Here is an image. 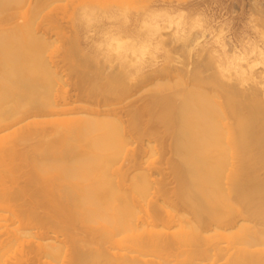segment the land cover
Here are the masks:
<instances>
[{
  "label": "bare ground",
  "instance_id": "bare-ground-1",
  "mask_svg": "<svg viewBox=\"0 0 264 264\" xmlns=\"http://www.w3.org/2000/svg\"><path fill=\"white\" fill-rule=\"evenodd\" d=\"M125 1L0 0V264L11 256L13 264H264V81L251 76L261 73L256 65L241 59L227 76L210 55L191 72L156 77L123 120L105 108L144 85L139 60L149 46L165 51L186 40L175 10L132 0L141 38L108 35L100 60L78 57L76 88L87 105L64 108L66 83L52 62L58 48L37 24L71 10L88 29L110 6L124 14ZM169 54L162 69L186 68ZM253 62L264 67V52ZM164 154L162 172L155 159ZM152 170H167L171 184Z\"/></svg>",
  "mask_w": 264,
  "mask_h": 264
},
{
  "label": "rangeland",
  "instance_id": "rangeland-1",
  "mask_svg": "<svg viewBox=\"0 0 264 264\" xmlns=\"http://www.w3.org/2000/svg\"><path fill=\"white\" fill-rule=\"evenodd\" d=\"M108 1L109 0H102L104 3H108ZM128 1L125 2L128 3ZM134 1L137 2V0ZM124 3L122 4L124 8L129 4V7L125 8L126 13H118L119 11L117 12L115 8L110 6V9L107 8L105 13L99 12L97 14L98 22H94L95 24H92L94 26L88 29H85V27L82 26L83 23H80L77 19L79 18L78 12H74L78 15L77 18V15L74 16V13L70 16V14H72L70 13L71 10H68L69 14H67L68 12L66 10H63L64 13L61 12L62 10L55 11V13L51 16L49 15V17H45L41 22L39 19H42L41 16L45 14L42 13L38 18L39 21H36L38 23L41 22L37 24L38 33L47 40L54 41V48H58L52 56V62L54 66L53 69L60 74L63 81L66 83L64 88L66 92L64 108L66 110H76L78 107H84L87 105L83 102L84 99L80 96V93L76 88L77 78L75 71L81 69L79 67L75 68L79 64L77 60L79 59L78 57L88 56L89 58L92 57V59L100 60V58H102L101 54L106 52L104 39L108 35L115 37L121 36L128 39L137 38L136 40L141 38H138L141 33L139 23L142 18V14H140L142 12L139 9L140 6L135 8L136 3H133L132 0L128 4L124 5ZM130 3H133L134 5L132 6L135 7H131ZM152 3L153 5H156H154V8H158V10L161 9V5H164L167 9H163V7L162 11L170 12L172 10L174 12L175 10V14L176 12L178 15L180 14L182 26L185 24V26L182 27L184 28L182 32L184 36H186L187 41H178V44L166 46V48L168 47V51H164V46L159 43L158 44L161 45L163 49L160 48L159 45L158 47L154 41L153 44L149 46L148 54L142 57L143 60H141V58L140 60L138 59L145 63H142V65L146 66L145 69L148 74V77L144 80V85L140 89L135 90L136 93L129 96L123 103L108 105L105 110H119L120 115L124 117L123 120H126V113L128 114L129 110L133 107H140L144 103L147 97V92L153 87V83L148 82L155 80L156 77L159 79H164L166 77L172 78L185 71L191 72L196 69L198 63L199 65L202 64L210 55L216 58L221 65L226 68L227 76L230 75V71L227 69L241 62V59H243V63L249 64L248 66L256 65V70L259 69L261 71L260 74H255L254 72L251 76L253 78L258 76L259 79L257 80L264 81V67L262 64L257 62L251 63L254 58H258L261 51L264 52V0H152ZM137 4L139 3L137 2ZM11 12L9 13L14 14V11ZM168 31L169 30H165L163 32L164 37H162V40L169 39L167 37L168 35L166 36ZM194 40L195 42L193 43ZM182 45H184L183 48ZM164 52H168L166 53V56L171 53V58L173 60L176 59L181 61L183 65L186 63H188V65L186 64V68L179 70L181 65L174 63L170 69H162L167 58ZM185 54L190 57L188 61H186L187 55ZM247 68L248 67H245L244 69L247 70ZM209 73L210 71H207V73H204V76ZM20 148L24 149L25 147L21 146ZM168 155L164 154L163 158L157 157L160 159H155L157 165H159V167L161 166L159 169H161V171L163 169L162 172L167 169L165 161ZM161 159L165 160L163 161L164 164H160L162 163L160 162ZM158 162L160 163L158 164ZM15 163L16 166L21 163V167H23V164L26 165L21 161H16ZM155 164L156 163H154V165ZM25 167L26 166L23 167V171H28V167L24 169ZM157 167L158 166H155L157 170H155V168L154 170L158 173L159 169ZM165 173L159 175L153 171L154 176L152 179L156 181L161 179L160 181H165L166 183L170 182L169 184H171V177L169 178L168 173ZM4 175L7 177L8 174L5 173ZM19 175L22 176L23 174L19 173ZM165 175H167V180H163V178L166 179L163 177ZM168 180L170 181L167 182ZM21 182H24V178L18 179L17 184L20 185L22 184ZM165 182L163 183L166 184ZM4 183L7 187L9 186L13 188L16 186L14 182H11V180L9 181L8 179H6ZM166 187L171 188V185H167ZM16 204L13 207L18 210L24 209L23 206L18 207ZM59 239L61 240L63 238L59 237ZM0 240H2V236ZM11 258L12 256L8 257L7 260L6 257L5 260L7 262L4 260L5 263L13 264L14 261H11ZM22 264H29V262H23Z\"/></svg>",
  "mask_w": 264,
  "mask_h": 264
}]
</instances>
